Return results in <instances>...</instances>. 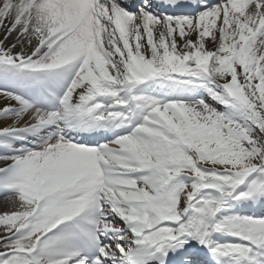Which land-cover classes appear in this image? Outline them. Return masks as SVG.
<instances>
[{
    "label": "snow or ice",
    "instance_id": "obj_1",
    "mask_svg": "<svg viewBox=\"0 0 264 264\" xmlns=\"http://www.w3.org/2000/svg\"><path fill=\"white\" fill-rule=\"evenodd\" d=\"M5 21L0 264H264V0H0Z\"/></svg>",
    "mask_w": 264,
    "mask_h": 264
},
{
    "label": "bare ground",
    "instance_id": "obj_2",
    "mask_svg": "<svg viewBox=\"0 0 264 264\" xmlns=\"http://www.w3.org/2000/svg\"><path fill=\"white\" fill-rule=\"evenodd\" d=\"M158 11V9H156ZM9 21H5L4 22V26H2L3 28L1 29L0 28V39H3L4 38V34H5V31H6V27L8 25ZM14 36L15 34H13L12 37H9V39L6 41V44H11L14 40ZM188 39H192L193 41H195L196 39V35L195 34H192L191 36L187 37ZM177 41L179 43H182L180 40H179V37L177 36ZM205 44H206V47L209 49V50H214L216 45L210 40V39H207L205 41ZM20 48L19 46H17L14 51H19ZM207 102L213 104V106H217L215 105V102L214 101H211L210 98L207 99ZM5 103V101L3 99H0V105H3ZM218 107V106H217ZM18 203V205H17ZM19 207V202L16 198L15 195H6L4 193H0V214H3L5 212H12V211H15L17 210ZM253 211H262V208L261 207H254L252 209ZM117 224L120 225V222L117 220ZM4 233V228L3 226H0V235H2ZM0 250H3L2 247H0Z\"/></svg>",
    "mask_w": 264,
    "mask_h": 264
},
{
    "label": "rangeland",
    "instance_id": "obj_3",
    "mask_svg": "<svg viewBox=\"0 0 264 264\" xmlns=\"http://www.w3.org/2000/svg\"><path fill=\"white\" fill-rule=\"evenodd\" d=\"M0 28L2 29L3 27L2 26H0ZM179 44V43H178Z\"/></svg>",
    "mask_w": 264,
    "mask_h": 264
}]
</instances>
